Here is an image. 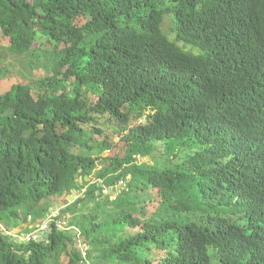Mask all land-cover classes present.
<instances>
[{"label":"trees","instance_id":"obj_1","mask_svg":"<svg viewBox=\"0 0 264 264\" xmlns=\"http://www.w3.org/2000/svg\"><path fill=\"white\" fill-rule=\"evenodd\" d=\"M4 46L47 67L0 94V264H264V0H0Z\"/></svg>","mask_w":264,"mask_h":264},{"label":"rangeland","instance_id":"obj_2","mask_svg":"<svg viewBox=\"0 0 264 264\" xmlns=\"http://www.w3.org/2000/svg\"><path fill=\"white\" fill-rule=\"evenodd\" d=\"M170 23L167 22L165 25V31L168 32ZM0 60L4 62V66L6 67V76L2 80L0 84V94H4L7 91L11 89V87L17 83H26V82H34L38 79H41L44 77L43 75V69L47 67V61L45 58V55H42L40 52H33L24 56H16L10 53L7 46L1 47L0 49ZM105 155V154H104ZM139 162H144L149 160L148 157H139L137 158ZM86 180V182H89ZM94 178H92V181ZM94 182V181H93ZM96 183V182H95ZM78 185H81L82 188H80ZM122 185V184H121ZM121 186L115 187L113 190L110 188V190L105 191V195H109L111 200H115L117 197V194L121 191ZM77 188L83 192L85 190L84 185L79 182V184H75L74 188L71 190V196H68L66 198V202H72L74 201L78 195L80 194L77 190ZM71 197V198H70ZM58 207V206H57ZM57 207H51L48 211V214L43 218L45 221H50V214L53 212H59V209H56ZM23 216V214H22ZM42 219V220H43ZM40 220V222H42ZM43 221L41 225L45 222ZM39 221L36 223H40ZM28 225L30 228L28 229H21V228H15L9 231L11 235H17L16 237H10V239L18 241V237H20V233H31L35 231L37 228V225L30 223V220L28 222ZM39 225V224H38ZM33 228V229H32ZM21 229V230H20ZM22 231V232H21Z\"/></svg>","mask_w":264,"mask_h":264},{"label":"built area","instance_id":"obj_3","mask_svg":"<svg viewBox=\"0 0 264 264\" xmlns=\"http://www.w3.org/2000/svg\"><path fill=\"white\" fill-rule=\"evenodd\" d=\"M58 215V212H53L50 214V217H56ZM51 221L47 222L45 221L41 226H38L37 229L31 234V235H21L18 237L19 241H42L46 238V234L49 232V225ZM58 225V228L63 229L64 223L58 222L56 223ZM13 238L17 235H11ZM76 245L78 252L81 254V262L80 264H91V260H89L88 255L90 251V247L87 244V242H84L81 240L79 234H76Z\"/></svg>","mask_w":264,"mask_h":264},{"label":"bare ground","instance_id":"obj_4","mask_svg":"<svg viewBox=\"0 0 264 264\" xmlns=\"http://www.w3.org/2000/svg\"><path fill=\"white\" fill-rule=\"evenodd\" d=\"M79 182H80V181H78L77 183H79ZM77 183H76V184H77ZM56 207H57V206H56ZM61 223H64V222H61ZM38 226H41V225H38ZM38 226H37V227H38ZM64 226H65V224H64ZM64 226H63V228H64ZM37 227H36V228H37ZM56 227L58 228V225H56ZM79 254H80V253H79ZM80 257H81V254H80ZM80 262H81V261H80ZM79 264H80V263H79ZM91 264H92V261H91Z\"/></svg>","mask_w":264,"mask_h":264},{"label":"water","instance_id":"obj_5","mask_svg":"<svg viewBox=\"0 0 264 264\" xmlns=\"http://www.w3.org/2000/svg\"><path fill=\"white\" fill-rule=\"evenodd\" d=\"M85 180H88V178H85ZM79 187L82 188L80 185H79ZM71 197H72V196H71ZM71 197H70V198H71ZM56 209H59V207H57Z\"/></svg>","mask_w":264,"mask_h":264},{"label":"crops","instance_id":"obj_6","mask_svg":"<svg viewBox=\"0 0 264 264\" xmlns=\"http://www.w3.org/2000/svg\"><path fill=\"white\" fill-rule=\"evenodd\" d=\"M85 181H86V180H85ZM80 182H81V181H80ZM78 184H79V183H78ZM78 186H79V185H78ZM80 186H81V185H80ZM68 203H71V202H68ZM37 226H38V225H37ZM21 235H25V234H21ZM21 235H20V236H21Z\"/></svg>","mask_w":264,"mask_h":264}]
</instances>
